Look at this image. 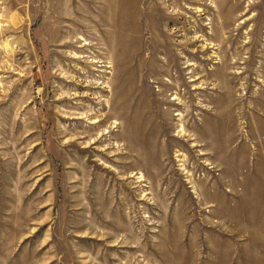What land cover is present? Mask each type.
Segmentation results:
<instances>
[{
	"label": "rangeland",
	"instance_id": "374dc122",
	"mask_svg": "<svg viewBox=\"0 0 264 264\" xmlns=\"http://www.w3.org/2000/svg\"><path fill=\"white\" fill-rule=\"evenodd\" d=\"M0 264H264V0H0Z\"/></svg>",
	"mask_w": 264,
	"mask_h": 264
}]
</instances>
